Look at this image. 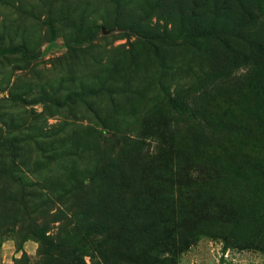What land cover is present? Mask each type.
<instances>
[{
  "label": "rangeland",
  "instance_id": "rangeland-1",
  "mask_svg": "<svg viewBox=\"0 0 264 264\" xmlns=\"http://www.w3.org/2000/svg\"><path fill=\"white\" fill-rule=\"evenodd\" d=\"M0 264H264V0H0Z\"/></svg>",
  "mask_w": 264,
  "mask_h": 264
},
{
  "label": "trees",
  "instance_id": "trees-1",
  "mask_svg": "<svg viewBox=\"0 0 264 264\" xmlns=\"http://www.w3.org/2000/svg\"><path fill=\"white\" fill-rule=\"evenodd\" d=\"M91 37V36H90Z\"/></svg>",
  "mask_w": 264,
  "mask_h": 264
}]
</instances>
